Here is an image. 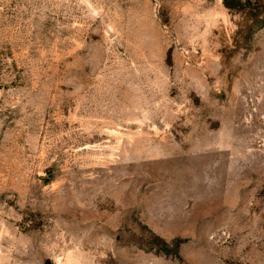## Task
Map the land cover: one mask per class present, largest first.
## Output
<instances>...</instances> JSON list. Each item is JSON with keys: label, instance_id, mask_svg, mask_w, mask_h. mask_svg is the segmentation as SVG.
Returning <instances> with one entry per match:
<instances>
[{"label": "rangeland", "instance_id": "rangeland-1", "mask_svg": "<svg viewBox=\"0 0 264 264\" xmlns=\"http://www.w3.org/2000/svg\"><path fill=\"white\" fill-rule=\"evenodd\" d=\"M251 2L0 0V264H264Z\"/></svg>", "mask_w": 264, "mask_h": 264}, {"label": "trees", "instance_id": "trees-1", "mask_svg": "<svg viewBox=\"0 0 264 264\" xmlns=\"http://www.w3.org/2000/svg\"><path fill=\"white\" fill-rule=\"evenodd\" d=\"M225 2V4L229 7V8H238V9H246L247 7H249V5L252 4L251 0H223ZM264 21V18H262ZM264 23V22H263Z\"/></svg>", "mask_w": 264, "mask_h": 264}, {"label": "water", "instance_id": "water-1", "mask_svg": "<svg viewBox=\"0 0 264 264\" xmlns=\"http://www.w3.org/2000/svg\"><path fill=\"white\" fill-rule=\"evenodd\" d=\"M47 264H52L51 261H48Z\"/></svg>", "mask_w": 264, "mask_h": 264}]
</instances>
